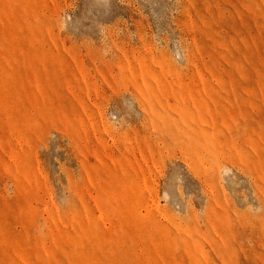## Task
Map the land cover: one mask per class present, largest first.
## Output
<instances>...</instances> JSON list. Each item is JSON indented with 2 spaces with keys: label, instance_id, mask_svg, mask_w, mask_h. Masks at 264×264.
<instances>
[{
  "label": "rangeland",
  "instance_id": "1",
  "mask_svg": "<svg viewBox=\"0 0 264 264\" xmlns=\"http://www.w3.org/2000/svg\"><path fill=\"white\" fill-rule=\"evenodd\" d=\"M0 264H264V0H0Z\"/></svg>",
  "mask_w": 264,
  "mask_h": 264
}]
</instances>
